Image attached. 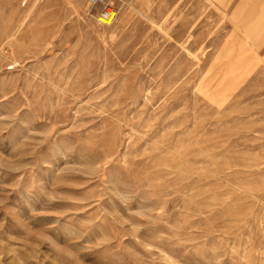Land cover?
<instances>
[{"label":"rangeland","instance_id":"374dc122","mask_svg":"<svg viewBox=\"0 0 264 264\" xmlns=\"http://www.w3.org/2000/svg\"><path fill=\"white\" fill-rule=\"evenodd\" d=\"M262 5L0 0V264H264Z\"/></svg>","mask_w":264,"mask_h":264},{"label":"built area","instance_id":"2783aa9c","mask_svg":"<svg viewBox=\"0 0 264 264\" xmlns=\"http://www.w3.org/2000/svg\"><path fill=\"white\" fill-rule=\"evenodd\" d=\"M87 3L92 7H99L101 9V14L106 18H109L111 15V11H114L117 15V11L115 8L116 0H87Z\"/></svg>","mask_w":264,"mask_h":264},{"label":"bare ground","instance_id":"6f19581e","mask_svg":"<svg viewBox=\"0 0 264 264\" xmlns=\"http://www.w3.org/2000/svg\"><path fill=\"white\" fill-rule=\"evenodd\" d=\"M116 4V3H115ZM114 4V5H115ZM115 19H116V13L114 12V11H111V15H110V17L109 18H106L105 16H103V15H100V17H99V22L100 23H103L104 25H106V26H111L112 25V23L115 21ZM261 48V47H260Z\"/></svg>","mask_w":264,"mask_h":264},{"label":"crops","instance_id":"0c3cea01","mask_svg":"<svg viewBox=\"0 0 264 264\" xmlns=\"http://www.w3.org/2000/svg\"><path fill=\"white\" fill-rule=\"evenodd\" d=\"M260 13H261V15L259 16V18H261V19H259L258 23L264 24V5H262Z\"/></svg>","mask_w":264,"mask_h":264}]
</instances>
